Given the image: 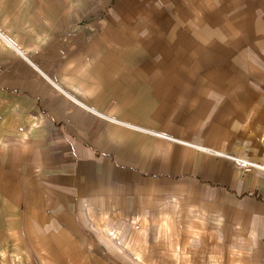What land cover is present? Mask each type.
I'll list each match as a JSON object with an SVG mask.
<instances>
[{"label":"crops","instance_id":"0c3cea01","mask_svg":"<svg viewBox=\"0 0 264 264\" xmlns=\"http://www.w3.org/2000/svg\"><path fill=\"white\" fill-rule=\"evenodd\" d=\"M157 1L0 0V198L67 264L77 210L108 206L165 225L160 260L264 264V170L214 154L264 166V21Z\"/></svg>","mask_w":264,"mask_h":264},{"label":"rangeland","instance_id":"374dc122","mask_svg":"<svg viewBox=\"0 0 264 264\" xmlns=\"http://www.w3.org/2000/svg\"><path fill=\"white\" fill-rule=\"evenodd\" d=\"M179 1L184 4L185 14L181 12V15L185 17L189 16L186 13L188 9L186 7L197 4L192 0H158L154 5L169 6V14L179 17L180 12L177 13L179 10L176 8ZM199 1L200 16L208 18V9L215 10L216 14L215 12L212 14L216 15L217 22L248 21L249 25H256L260 21H264V0ZM190 2L191 4H189ZM145 16L156 18L154 14H147L143 9L138 14V22L144 23ZM152 17L151 20L154 24L156 19ZM136 32L139 37L145 34L143 29H137ZM2 201L0 198V264H67L66 255L61 252L40 253L39 249L47 251L48 249L44 245H38L34 241L35 239L25 237L26 231L20 227L19 222L13 221L16 215L14 207L7 206ZM164 206L163 209L168 210V216L173 218L170 225H174L178 221L179 225H184L185 230L191 227L188 220L183 222L184 218L178 215L174 205L166 203ZM112 210V206L105 207V211L97 207L92 210L93 213L88 210L79 213L77 210L75 232L69 231L73 236L61 239L60 243L64 245L61 247L62 249L65 245L68 247L69 243L74 245L77 264H100V261L104 264H133L137 261L138 264H196L197 259H199L197 263L202 262L197 254L190 257L189 260V256L183 257L182 260L180 254L173 252L166 253L160 260L162 256L159 253L160 245L162 244L165 249L168 241L164 236L165 225H161L158 221H152V217L146 219L145 216L139 217V220H135L133 225H130L127 221L121 220L124 217L113 215ZM103 212H106V218L103 217ZM114 213L118 214V211ZM104 219L106 221H103ZM105 238H112L114 250L110 251L103 245L101 239Z\"/></svg>","mask_w":264,"mask_h":264},{"label":"built area","instance_id":"2783aa9c","mask_svg":"<svg viewBox=\"0 0 264 264\" xmlns=\"http://www.w3.org/2000/svg\"><path fill=\"white\" fill-rule=\"evenodd\" d=\"M214 154L231 161L238 169H241L244 172H248L252 169L264 170V166L258 165L256 163H253V162L248 161L246 159H242L239 157H233L230 155H226V154H222V153H216V152H214Z\"/></svg>","mask_w":264,"mask_h":264}]
</instances>
